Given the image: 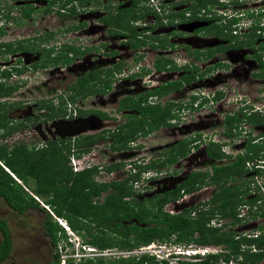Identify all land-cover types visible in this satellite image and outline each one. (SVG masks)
Here are the masks:
<instances>
[{"label": "rangeland", "instance_id": "obj_1", "mask_svg": "<svg viewBox=\"0 0 264 264\" xmlns=\"http://www.w3.org/2000/svg\"><path fill=\"white\" fill-rule=\"evenodd\" d=\"M107 1L108 0H100L98 2L100 4H104ZM119 1H113L112 8L115 9H113L114 14H117L116 10L117 6L120 4L118 3ZM174 1L175 0H168V3ZM159 2L162 3L163 0H143L141 6H143L144 10L145 7L146 9H151L150 14H145L148 16V19L146 20H152V16L149 15H153L155 12L154 8L155 6H159ZM259 2H261V0H259ZM181 3L179 4L180 6L185 5L184 3ZM2 4L3 3L0 2V5ZM77 5L79 6V4ZM124 5H126V3H124ZM4 6L5 5L3 4V6L0 7V15L6 14V10H3V8H5ZM89 8L90 6L87 8L88 10H85V15L79 14V16L75 15L73 17L60 16L56 14V11H52L49 14L43 15L45 17L42 21H40L41 30H49L54 33L53 39L50 38V44L53 45L65 41H72L75 37H78L76 41L79 43V45H87V47H90L92 52H89L90 55L85 58L87 62H89V60L92 58L91 55L95 56L96 58H100L102 56H99V54L103 55V53L100 51L110 48L117 49L119 51L118 53H120L124 58V64L121 68V74L123 75L118 76L122 79L117 82L118 85L112 90L111 94L101 97L105 99V106H101L100 104L103 100H92L93 97H88L86 100L80 103L81 105L78 103L77 108L81 107L82 109H91L99 105L105 108L108 112V109H110L114 104L113 101H116V99H119L126 94H132L130 92L131 87L126 85V75H139L140 72H142L141 66H147L144 69V72L148 71L145 73V75L148 76L142 75L138 78L136 77V80L138 81H136L137 85L135 86V92L144 91L147 89V87H155L157 86V81L159 79L169 80L173 76L171 73L160 74L155 71V69L150 68L153 58L156 57V53L150 52L147 46H145V49H143L144 54L140 55L144 56V59L137 61V53L133 54L134 52L131 53L126 48L120 47L119 38H111V36L107 34L108 39H106L105 31L102 25H100V22L97 21L99 14H103L105 11L99 10L96 7ZM139 9H141V7ZM82 10L77 9V12L80 13ZM139 12L141 16L143 12ZM127 19L128 18L123 19L124 24L126 23ZM82 20H87V24L86 26H83L81 30L74 33L68 30L69 26L72 24L77 26ZM4 23L5 18H0V26L4 25ZM263 23L264 19L261 21V24ZM36 26L37 23L33 24L32 28H35ZM132 26L133 24H131V27ZM7 27L9 30H12V33L5 31ZM2 29L5 32V35L0 38V40H9L16 36H21L23 34L26 35L27 33H25V30L29 29V26L26 28L24 23L15 22L14 25V23L11 22L7 25H4ZM169 30L170 29L164 27L160 30V32L167 33ZM205 42L207 43L208 41L205 40ZM179 50L180 49H178V51ZM98 52L100 53L98 54ZM182 54L183 51H179L177 55H175L174 52H163L161 62H164L169 58L173 61V63L180 67V65L183 63L182 59L180 58V55ZM5 58L6 57H4V59ZM35 59L36 56L25 57V63L30 65ZM10 60L11 59L9 57L6 63H3L1 60L2 63L0 65H8ZM217 60H214V62ZM103 62L105 63L103 68H112V65L108 63L109 61L105 62V60H103ZM238 65L239 64H236L235 67L231 68V70L228 72L218 71L217 74H213L212 76L205 75L202 79H198L189 86L184 85L183 88H179V90L176 91L171 97V99L175 101L174 107L171 109V111H173V113L177 116V120H175V126L172 128L162 129L160 132L155 133L157 135L151 134L147 138H143L141 135L137 136V140L139 142L135 141L133 143H128L127 149L121 150H116V148L112 149V140L108 138L109 133L107 134L108 126H110L109 124L111 123L109 120L100 121L96 116H85L78 118L75 115L76 112L70 108L67 111L62 110L61 114L59 113L60 120H56L53 123H46V128L44 126L45 124L41 125L42 123H37L35 125L28 120V118H33L32 116L35 115L37 111H39L37 109L39 105L38 100L53 99V103L55 104L56 108H58V95L60 92L65 93V90L70 85V83H72L78 73L80 74L82 71L77 73L76 70L69 71L67 69H49L42 74L28 73L26 76L11 77V79L7 80L5 83L7 85L9 84V86L17 88L15 89V96L13 94L15 99L12 98L11 100L13 101L9 102L12 104V106L17 103L20 105L17 108H14L7 105L10 103H6L4 105L5 109H7L6 115L10 120H12L11 127L17 126V124H15L17 121L25 122V124L21 125L16 132L12 133L5 139H0V145H6L9 147V149L14 148L15 146L19 147L20 145H25L27 146V150L30 153L28 154L29 158H35V152L47 148V146H44L43 144H45V140L49 139L51 136L52 139L50 140H65L64 144L57 145L59 153L58 156L56 154L53 156H47L48 159L45 163L50 164L49 170H51V173L56 171L58 172L60 165L63 163L66 164L67 168H71L72 172L75 170L73 169V164L76 170L79 171L83 169L87 170L86 168H91V166L96 165L98 168H96L93 181L99 184H108L112 181L120 182L123 180V178L127 177V175L130 176L137 174L135 178L136 182H129V184L132 183V189L134 191L133 197L131 200L128 199L129 204H127L126 207L118 206L117 209L120 213L127 212L129 214L131 212L129 208L133 207L136 212L144 214L146 220L151 221L153 216L157 214L156 207L150 206L149 202L156 201L154 196L162 195L164 192L173 189L176 185L181 184L191 172H207L208 176H210L212 173L211 169L213 167L223 165V163H218L214 160L206 158L203 151V145L209 144V142L215 143L219 142V140L225 139L223 136V130H226L223 127L224 117L228 114L236 112L238 107L243 106L239 104L240 98H245L247 105H254L255 107H259L260 109L264 110V96L259 92L260 87L252 85V87H254L251 89L249 86L254 82L250 81L249 78L247 79L246 77L248 76L238 74V72H242V67H239L240 65ZM242 84L245 86H242L240 90L239 86ZM212 94L214 96L217 94L216 97L219 98V101H212L211 99L214 98ZM207 96L209 97L210 101ZM168 98L169 96L161 97V99H158L157 101L164 102L168 100ZM192 98H195L194 102L192 101ZM3 100L5 99H0V101ZM188 106L192 107L188 109ZM56 110V113H58L59 110ZM114 116L115 115L113 114L109 115V117L112 118H114ZM116 122L117 121L113 123ZM33 126L39 127L41 133L39 130H37L36 133L33 132L31 129ZM112 128H114V126H112ZM241 130L242 131L239 132L241 136L240 138L242 140L239 141V137L237 139H233L234 142L230 141V143L224 148L228 154L233 156L231 160L227 161L228 163L234 160V156L237 153L242 152L243 148L245 147L244 142H246L247 139H255L259 136H263L262 132H264V126L254 128L253 125L247 124L246 126H243ZM103 134L104 138L101 137ZM236 135L237 132L235 133V131L232 130L230 136L235 137ZM85 136H93L98 138H93L89 141V143H86L82 141ZM199 136H201V138ZM230 136L226 138L228 141L232 139ZM199 139L204 141L198 145L197 143L192 144L193 140L196 141ZM182 140L189 142L187 144V149H189L190 155L188 154L186 157L179 158L176 164L170 168L167 166H161L162 158L158 159L155 156L163 155L166 157L164 159H167L168 157L166 156V152L169 150V147L175 144L178 145V142H181ZM139 143L141 144L142 148L144 147V149L141 148L137 150L138 148H135V145H138ZM114 146L119 145L115 144ZM209 148L211 150H215L214 147ZM145 152L152 153L148 154L147 156H153L155 161L152 160L149 165L138 172V167L142 166V163L146 162L143 156ZM141 158H143L144 161ZM257 159L264 160V153H259L257 155ZM111 161L113 163L112 165H109ZM152 163H154V165H152ZM262 164V169H264V163ZM115 165H118V168L113 169L112 167ZM0 167L4 169L8 175H10L8 172L12 173L9 169H5L6 167L2 164V162H0ZM250 167H252L251 163ZM243 170H248V173L251 172V169H249L246 164ZM142 171H149L150 175H154L155 178L147 182L143 181V183H141L143 180V177H141ZM157 171L161 174H156ZM248 177L249 175L239 178V182H237V180H229L226 186L242 185V189L247 191V199L254 196L260 197L257 205L254 203L252 207L247 206V208L251 207V209L247 211L245 209V205H242L241 207L238 206L236 209L237 213L241 214V210H243V212H246V214L243 216V221L236 225H229L231 222L230 217H224L220 213H216L209 222L210 227L220 228L222 230L221 232L233 231L236 238L253 237L258 234V231L260 230L259 227L264 224V218L259 215L260 212L264 211V176L259 178L258 188L257 185H254L252 183L253 181ZM53 178L55 180L56 177L54 176ZM85 180L88 181V179ZM207 181L208 178H205L203 185L197 183L193 190L187 193L189 194L187 196L185 193H182V191L179 192L180 196L177 199H172V197L169 196L171 200H169L164 205L162 211L163 214L165 213L171 215L172 213H178L180 210L184 211L185 209L195 207L196 209H193V211L190 212V217L192 218L191 222L197 221L199 217L198 209L200 210L201 208V206L198 207V205L209 200L211 196L218 191V187H216V185L207 184ZM17 182L22 184L20 181ZM40 182H42V180L27 179L23 188L26 192H28V194H30V196H32V198H34L38 205L52 217L54 221L56 220L57 222L59 219L68 227V223L63 218L58 217L48 204L49 200H52L54 192L50 189L44 191L41 193V195H36L35 190H37V187H39ZM239 183L241 185H239ZM108 193H110V190L106 193H102L96 202H103ZM70 197V199H72L73 195ZM65 204L66 203L62 205L65 206ZM63 211H65V209H63ZM45 212L40 211L39 209H30L24 214L20 215L8 208L4 200L0 198V219L5 220L7 223V228L10 232V238L13 247L11 257L7 261H13L15 264H62V261L54 262V248L51 245L50 238L45 235L43 226ZM193 212H195V215H192ZM64 231L66 232L67 230L64 229ZM68 231L69 232H66V236L68 238L67 244L65 240L61 239L60 237L57 244L59 260L64 258L65 264H68V262L71 264H82L86 259L96 260L97 258H104V262L108 264L113 263L114 261H122L124 259L133 257L137 258L144 253L142 251H138V248L130 251L119 249L100 250L97 247L84 243L85 241L90 240L89 237L86 236L81 238L80 234L73 232V230H71L69 227ZM94 233H96V231ZM176 236L177 235L171 236L168 238V240L157 241L154 243L156 249L154 248L153 250L155 251L152 250V253L156 254H154L155 257L152 260L153 262L150 264H156L155 262H157V259H167L166 257L168 250L192 247L193 249L199 248L204 252L207 251L204 246L199 245V243L196 241L198 236L197 233H194V235L190 237V231H187L183 235L179 236V240L178 236ZM1 239L2 234L0 232V243ZM63 246L64 248H62ZM82 246L93 249V252L89 253L88 251H83L81 249ZM211 248V252L213 253L219 252L220 249H222V247L215 246H211ZM242 248L246 249L245 246ZM202 259L204 258H201L200 260ZM200 260H192L183 256H179L178 259L175 258L170 260L169 264H190L191 262H198ZM220 264H224V261H220ZM227 264L241 263L240 259H237L231 260ZM258 264H264V262Z\"/></svg>", "mask_w": 264, "mask_h": 264}, {"label": "trees", "instance_id": "obj_2", "mask_svg": "<svg viewBox=\"0 0 264 264\" xmlns=\"http://www.w3.org/2000/svg\"><path fill=\"white\" fill-rule=\"evenodd\" d=\"M75 1L79 4L85 3L87 6L91 0H66L65 4H63H71L70 7L72 8H69L71 13H76L77 9L74 3L72 4V2ZM77 2L75 4H77ZM216 3L217 0H195L190 7L184 11L193 14V16H197V14H201V10H203V15H205V13H210L211 6ZM136 5L137 2L134 1L131 7L118 10L117 14L111 13L109 10L110 8H107L110 16L106 19V23L110 24L115 30L127 29L128 32L132 33V39H135L134 42L131 41L132 48H138L139 45L146 44L145 41L141 42L136 39V26L131 28H128L127 26L128 23L136 21L139 17L136 10H134ZM32 10L34 9H25L24 15L28 16ZM144 16L145 15L142 14L140 18ZM124 18H128V22L126 20L125 24L123 23ZM16 50H24V48L19 46ZM64 50L65 51L60 54L58 58L56 57L55 61L60 60L62 65L67 66L73 61V57L83 55L85 51H88V48L81 51L79 49H74L73 47H67ZM9 51H14L12 46H8L6 52ZM213 53L214 52H207L205 55L210 57ZM69 55H73V57ZM169 64L173 65L171 69H180L178 67L176 68V66L169 60L156 63L155 67L158 71H169L171 69L166 68ZM121 68L122 65H118L108 70L97 69L95 71H89L87 74L80 77L78 83L69 86L68 90L59 96V102L57 104L58 108H56L51 101L45 102V100H39L38 109L47 111L46 116L48 120L55 119V117L57 119L62 113V110L67 111L69 108H72L75 103L83 100L86 96L92 93L105 92L104 89L109 87L111 79L106 80L103 79L102 76L104 75V78H109V76L113 77L115 74L121 73ZM6 75L9 76L8 73H6ZM95 79L104 83V86L99 90H94L88 86L89 82ZM191 81H193V79L186 80L182 84L169 83L166 86L152 89L146 93L145 98L148 96L162 97L181 88L185 84H190ZM11 88L12 87L5 88L4 83L0 82V97L11 93ZM216 100L217 99L215 98L214 101ZM192 101L194 102L195 98H192ZM132 102L135 103L134 101ZM6 103L10 102L0 101V139H5L12 133L16 132L21 125L25 124V122L17 121L15 123L17 126L11 127L12 120L7 117V109H5L4 106ZM7 105L12 106L11 103ZM133 106L134 108H137L136 104ZM12 107L17 108L18 103L14 104ZM56 109L59 110L58 113H56ZM242 110L243 109H239L226 116L224 119L225 125L231 126L233 123H236L237 125L241 124V122H247L254 125L264 121V117L258 115L254 116L251 113L250 115H247L246 113H242ZM170 113L171 107H161L157 104L150 108L142 109V116L138 122L141 127L140 130L143 131L142 134L145 135L151 132L154 128L166 125L167 120L171 117ZM241 114L242 116L239 117ZM106 116L107 115H103L102 118L107 119ZM36 117L28 118V120L30 122H35ZM172 118L176 119L177 116L173 115ZM148 119H152L154 122L150 130H146L144 127L147 124ZM135 122L136 121L131 123V129L126 128L128 129L127 131L124 130V126H122L120 129L116 130V132H110L108 138L112 140V149H127L129 140L132 139L137 132L136 129H138V126L136 125V129L134 130ZM101 137L104 138V134ZM93 138L97 139L98 137L85 136L82 141L89 143ZM64 141L65 140H48L43 144L44 146H47V148L35 152V158H29L28 154L30 153L25 145H20L19 147L15 146L11 149L6 145H0V162L12 172L10 175H13L10 177V175L0 167V198L4 200L8 208L20 215L30 209H39L40 211L45 212L34 198H32V196H30V194H28L23 188L27 179L42 180L39 187H37V190H35L36 195H41L44 191L51 189L54 193L52 200H49L48 204L56 215L63 218L68 223V227L73 230V232L80 234L81 238L86 236L89 237L90 240L83 241L85 244L92 245L100 250L119 249L130 251L145 247L156 241L168 240L172 235H177L179 240L180 235L190 231V237H192L194 233L198 234L196 241L199 245L204 247H222L220 252L208 254L204 259L198 262H191L190 264H220V261H224V264H227L229 261L237 259H240L241 264H258L264 262V224L259 227L260 230L255 236L237 238L234 236L235 234L233 231L221 232L222 230L220 228L209 226L210 220H212V217L216 213H220L224 217H230L231 222L229 225H236L239 224V222L241 223L243 217H240L239 213H237V207H240V205H251L252 207L253 204L259 200H246L247 191L242 189L241 184V186H226V184L229 180L236 179V175L242 176V173H244L243 166L245 160H254L259 152L264 150V146L248 145V153L255 150L253 152L254 156L251 157L248 153L245 157L239 156L230 166L213 168L214 171L210 176H208L207 172H193L173 190L164 192L165 194L163 193L159 196H154L156 201L149 202L150 206L156 207L157 214L153 216L151 221H148L144 214L136 212L133 207L129 208L131 211L129 214L127 212L120 213L117 209L118 206L126 207V205L129 204L128 199L131 200L134 195L132 183L136 182L135 178L137 174L130 176L127 175V177L123 178L120 182L112 181L108 184H99L93 181L94 174L96 173V166L74 173L71 168H67L66 164L63 163L60 165L58 172L51 173V170H49L50 164L45 163L48 159L47 156H53L55 154L58 156L57 145L64 144ZM115 144L119 146H114ZM187 144L188 142L186 140L178 143L176 153L173 154V151H171L166 160L168 165H172L176 163L179 158L188 155L189 149H187ZM210 147L215 148V150H211L210 148L207 150V154L210 158H222L223 155L220 151L219 144L211 143ZM161 164L164 163L161 162ZM152 165H154V163H152ZM112 168H118V165H115ZM139 168L140 167H138V172H140ZM54 176L56 177L55 180L53 178ZM205 178H208L207 184L216 185L218 191L214 193L209 200L198 205V207L201 206V208L200 210L198 209L199 217L197 221L191 222L192 218L190 217V212L193 211V209H196L195 207L185 209L182 213L176 215L163 214L162 211L164 205L171 200L169 196H171L172 199H177L180 196L179 192L182 190L186 193L191 192L197 183L203 185ZM85 179H88V181ZM17 181L22 182V184ZM130 181H132L131 184H129ZM109 190L110 193L106 195L105 200L101 203H97L96 201L99 199V196ZM71 195H73L72 199H70ZM64 203H66L65 206L62 205ZM63 209H65V211H63ZM44 214L45 219L43 221V226L45 235L50 238L51 245L54 248V262H60L59 254L57 253L58 239L59 237L64 239L67 244V231L65 232L62 226H60L56 220L54 221L48 213L45 212ZM259 215L264 218V211L260 212ZM95 231L96 233H94ZM0 232L2 234L0 243V264H13L12 262L7 261L12 252V244L7 223L2 219H0ZM243 246H245L246 249L242 248ZM62 248H64V246ZM152 260L153 258H150L148 255H141L137 258L133 257L108 264H150L153 262ZM104 261V258H97L96 260L86 259L82 264H106ZM155 263L161 264L158 262ZM68 264L71 263L68 262Z\"/></svg>", "mask_w": 264, "mask_h": 264}, {"label": "flooded vegetation", "instance_id": "obj_3", "mask_svg": "<svg viewBox=\"0 0 264 264\" xmlns=\"http://www.w3.org/2000/svg\"><path fill=\"white\" fill-rule=\"evenodd\" d=\"M65 1L66 0H0V2L5 5L4 6L5 8H3V10H6V14L0 15V18H5L4 25H7L8 23H11V22H13L15 25V22H16V23H24L26 28L29 26V29L25 30L26 31L25 33H27L26 35L23 34L21 36H16L9 40H4V39L0 40V64L2 63L1 60L3 61V63H6L8 61V57L11 59L8 65H0V82L4 83L5 88L12 87V86H9V84L7 85L5 83L7 80L11 79V77L26 76L28 75V73L42 74L49 69H57V70L67 69L69 71L76 70L77 73L82 71L80 74L78 73V75L75 77L73 82L70 83L69 86H72L78 83L80 77L87 74L89 71H95L97 69L108 70V68H103V65L105 64L103 60H105V62L109 61L108 63L111 64L112 67H115L118 65H122L123 67L124 58L121 56L120 53H118L119 51L115 48L101 50L100 52H102L103 55H100L99 54L100 52H98V54L99 56H102V57L96 58L95 56L91 55L92 58L89 60V62H87L85 58L88 55H90L89 52H92V50L90 47H87V45H83V46L79 45V43L76 41L78 37H75L72 41H65L62 43L52 45L50 44L51 42L50 38L53 39L54 33L49 30H44V31L41 30L40 21H42L43 18L45 17L43 15L49 14L52 11H56V14L60 16H68V17L69 16L73 17L75 15L79 16V14H84L85 10H88L87 8L90 6V8L96 7L99 10L105 11L103 14L102 13L99 14L97 21L100 22V25H102L105 31L106 39H108L107 34L111 36V38L113 37L116 39L119 38L120 47L126 48L131 53L134 52L133 54L137 53V57H138L136 59L137 61H141L144 59V56H140V55L144 54L143 49H145V46H147L150 52L156 53L155 54L156 57L153 58L150 68L155 69V71H157L160 74L161 73L162 74L171 73L173 76L169 80L159 79L157 81V86L155 87L151 86L150 88L147 87V89L144 91L135 92L136 91L135 86L137 85L136 81H138L136 79L142 75L148 76V75H145V73H147L148 71L144 72V69L147 66L146 65L141 66L142 72H140L139 75L137 74L126 75L127 77L126 85L131 87L130 92L132 94H126L125 96L119 99H116V101H113L114 104L111 106L110 109H108V112H107L105 108L101 107V106H105L106 104V102L104 101L105 99L101 97L108 96L109 94L112 93V90L118 85L117 82L122 79V78H119L118 76H121L123 74L121 73L115 74L113 77L109 76V78L108 77L104 78V75H103L102 76L103 79H106V80L111 79L109 87L104 89L105 92L92 93L86 96L83 100L75 103L70 109H73L76 112L75 113L76 117L81 118L85 116H96L100 121L109 120V122H111L109 124L110 126H108V129H107V133L109 134L110 132H114V131L116 132V130L120 129V127L122 126H124V130L127 131L128 129L132 128L131 123L136 121L134 124V130L136 129V125H137L138 126L137 127L138 129H136L137 132L132 137V139H130L128 142V143H133L135 141H138L137 136L141 135L143 138H147L151 134L157 135L155 133L160 132V130L162 129L174 127L175 120H177V118L176 119L172 118V116L175 114L173 113V111H171L170 113L171 117L167 120L166 125L161 126L159 128H154L151 132L143 135L142 134L143 131L140 130L141 127L138 124L142 116L141 115L142 109L150 108L152 106H155L156 104L160 105L161 107L168 106V107H171L172 109V107H174L175 101L171 99V97L179 89L174 90L168 93L167 95L162 96V97L169 96L168 100L164 102L157 101L158 99H161V97H158V96H148L147 98H145V95L147 92L151 91L152 89L166 86L169 83L182 84L186 80H189V79L190 80L193 79V81L190 82V84H192L196 82L198 79H202L205 75L212 76L213 74H217L218 71L228 72L229 70H231V68L235 67L236 64H239L240 66L239 65L238 66L242 67L241 69L242 72H238V74H243L245 76H248L246 78L247 79L249 78L250 81L254 82L253 84L251 83L249 87L253 89L254 86H259L260 87L259 92L264 96V23L261 24V21L264 19V0H261V2H259V0H217V3L211 6L210 13H205V15H203L204 11L201 10L202 11L201 14L198 13L197 16H193V14L184 11L188 9L195 0L194 1L175 0L174 2H170L171 4L168 3V0H163L162 3L159 2V6H155L154 8L155 12L153 13V15H149V16H152V20H146L148 19V16H146L145 14L146 13L150 14L151 9H146L145 7V10H144L143 6H141V4L143 3V0H126V1L118 0L119 1L118 3L120 4L119 6H117V10H116L117 12L118 10L131 7L134 1L137 2V5H136L137 7L135 6L134 10H136L139 17L138 19H136V21H131L130 23H128L127 26L128 28L129 27L131 28V24H133L132 27L136 26V29H135V32L137 33V36H135L136 39L141 42L145 41L146 44L144 45H139L138 43L139 45L138 48H132L131 41L134 42L135 39H132L133 34L128 32L127 29H124V30L116 29L115 30L111 27L110 24L106 23V19L110 16L107 8H110L109 10L111 11V13H114L113 11L114 8H112V5H113V1L115 0H108L104 4H100L98 2L100 0H91L87 6L85 5V3L79 4L77 1L72 2V4L74 3L76 9H81V10L83 9L82 12L80 13L77 12V10H76V13H71L69 11L70 10L69 8H72L70 7L71 4L69 3L67 5H64ZM76 2L77 4H79V6L75 4ZM124 3H126V5H124ZM180 3L181 4L184 3L185 5L180 6L179 5ZM3 4L0 5V7L3 6ZM104 5H105V8H104ZM7 7H8V10H7ZM140 7L141 9H139ZM27 8L34 9L28 14V16L24 15V11ZM139 11L143 12L145 16L140 18ZM127 22H128V19H127ZM36 23H37V26L35 28H32V25ZM86 24H87V20H82L78 23L77 26L75 24H72L71 26H69L68 30L74 33L76 31L81 30V28L83 26H86ZM4 25L0 26V38H2L5 35V32L2 29ZM164 27L170 29L169 32L167 33L160 32V30L163 29ZM5 31H7L8 33H12V30H9L8 27ZM205 40L208 42L206 43ZM8 46H12V49L14 51L6 52L8 49ZM19 46L23 47L24 50L17 51L16 49ZM67 47H73L74 49H79L81 51L88 48V51H85V53L81 56L73 57V55H69L73 57V61L69 65L64 66L62 65L60 60L55 61V59L56 57L58 58L59 55L62 54L65 51L64 49H66ZM178 49H180L179 51H183V54L180 55V58L183 61L182 65L178 67L175 63H173L171 59L168 58V60L172 62V64H174L176 68L178 67L180 69L179 70L171 69L173 65L169 64L166 66V68H169L171 70L158 71L155 66H156V63H160L162 61L163 52L164 53L174 52L175 55H177L179 52ZM207 52H210V53L214 52V53L213 55L208 57V55H205V53ZM30 56H36V59L29 65L25 63V57H30ZM4 57L6 58L4 59ZM214 60H217V61L214 62ZM5 72L8 73L9 76L6 75ZM190 84H185V86H189ZM252 85L254 86L252 87ZM69 86L67 87L66 90H68ZM88 86L93 88L94 90L95 89L99 90L101 89V87L104 86V83H101L99 82V80L95 79L89 82ZM242 86H245V85L242 84L241 86H239L240 90ZM183 87L184 85L181 88ZM16 88L17 87H12L10 90L11 93L0 97V99L4 98L5 100L3 101H7V102L13 101L11 99L12 98L15 99L14 96L16 93V90H15ZM61 94H64V92H60V94L58 95V98ZM88 97L89 98L93 97L92 100H103L100 103L101 106L98 105L97 107H94L91 109H82L80 106H79L80 108H77L78 103L80 104L81 102L86 100ZM41 100H45V99H41ZM49 101L53 103L54 100L53 99L45 100V102H49ZM132 101H134L135 103H133ZM246 103L247 101L245 100V98H240L239 104L243 106L238 107L236 111H238L239 109L240 110L243 109L242 113H246L247 115H250L251 113L254 116L258 115L260 117H264V110L260 109L259 107H255L254 105H247ZM134 104L137 105L136 106L137 108H134L133 106ZM19 105L20 104L18 103V106ZM189 108L190 107L188 106V109ZM39 111H37V113L32 116V117L37 116L36 121L32 122L35 125L37 123H42L41 125L45 124L44 126L46 128L47 127L46 123L48 122L53 123L56 120H60V117H57V119L55 117V119L48 120L46 116L47 111L46 110H39ZM112 114L115 115L114 118L109 117V115H112ZM103 115H107L106 116L107 119H103L102 118ZM241 116L242 114L239 115V117ZM115 121L117 122L113 123ZM223 121H224L223 127L226 129L225 131L223 130V132L224 133L227 132L226 133L227 137L231 135L232 130L235 131V133L237 132V135L235 137L234 136L233 137L230 136V137L232 138V140L237 139L239 137L238 138L239 141L242 140L240 138L241 136H240L239 131H242L241 129L243 126L250 124L247 122H241V124L243 125L241 124L236 125V123H233L231 124V126H228V125H225V120ZM153 123L154 122L152 119H148L147 124L144 126L145 129L150 130ZM250 125H253V124H250ZM112 126H114V128H112ZM253 126L254 128L264 126V121L262 123H256ZM31 129L34 132V131L39 130L40 128L37 126H33ZM262 135H263L262 136L263 138L259 136L258 138H255V139L254 138L247 139V141L244 142L245 147L243 148L242 150L243 152L240 157H245V155L248 153V149H247L248 145L264 146V132H262ZM199 137L201 138V136ZM49 139H52L51 136ZM182 141H185V140H182ZM202 141L204 140H201V139L196 140V141L193 140L192 144L197 143L198 145L202 143ZM210 144L211 143L209 142V144L203 145V151L205 153L206 158L214 160L215 162H218V163H223L222 167L230 166L236 160V159L232 160V162L230 163L227 162L228 160H231L232 158L228 154L224 153L225 151L224 148L227 146L225 139L219 140V143H218L220 145V151L223 155L222 158L220 159H212L209 157V155L207 154V150L209 149ZM177 147L178 145L176 144L169 147V150L168 149H167L168 151L166 150L167 151L166 156L168 157L171 151H173V154H175ZM135 148H138L137 150H139L142 148V146L139 143L138 145H135ZM142 149H144V147ZM254 151L249 152L248 155L251 157L254 156V153H253ZM259 153H264V150L260 151ZM148 154H152V153L145 152L143 156H144V159L146 160V163L149 164L152 162V160H154V157L153 156L148 157L147 156ZM155 157L158 159L162 158L161 162L164 164H161V166H167L170 168L176 164L174 163L172 165H168L166 161L167 159H164L166 157L163 155L161 156L156 155ZM141 159L144 161L143 158ZM254 160H258L260 165H263L262 163H264L263 159H257V157H255ZM112 163L113 162L111 161L109 165H112ZM217 167H221V165ZM213 168L211 169V172L214 171ZM243 172L244 173H242V176L236 175L235 176L236 179H234V181L237 180V182H239L240 181L239 178H243L244 176L249 175L248 178L253 181L252 183H255L254 182L255 176H259V178L264 176V169L255 170V171L251 170L250 173H248V170L247 171L243 170ZM156 174H161V173L157 171ZM231 181L233 180L231 179ZM192 215H195V212H193ZM12 250H13V247H12ZM11 254L9 258L11 257ZM54 254L55 252H53V256ZM10 262L15 264L13 261H10Z\"/></svg>", "mask_w": 264, "mask_h": 264}, {"label": "clouds", "instance_id": "obj_4", "mask_svg": "<svg viewBox=\"0 0 264 264\" xmlns=\"http://www.w3.org/2000/svg\"><path fill=\"white\" fill-rule=\"evenodd\" d=\"M235 16V15H234ZM216 95L217 94H215V96L213 95V97L214 98H212L211 100L212 101H214V99L216 98L217 100L216 101H214V102H217V101H219V98H217L216 97ZM209 99V98H208ZM209 101H210V99H209ZM35 133H36V131H34ZM223 136H224V138H225V140H226V145H228L229 143H230V141H233L232 139L231 140H227L226 139V137H227V135H226V133H224L223 132ZM48 140H50V139H47V140H45V142H47ZM228 141V142H227ZM210 143H214V142H210ZM219 142H215L214 144H218ZM243 152V151H242ZM242 152H240V153H237L235 156H234V160L236 159L237 160V158L239 157V156H241L242 155ZM224 153L225 154H228V153H226L225 151H224ZM229 156H231V158L233 157L231 154H228ZM251 163L253 166H258V165H260V163L258 162V160H247L245 163H244V166L243 167H245V164L246 163ZM138 165H141V164H138ZM147 165H149L148 163H142V166H139L140 168H139V171L140 170H142V169H144ZM96 166V165H95ZM93 166H91V168H92ZM97 168H98V166H96ZM102 168H103V166H102ZM5 169H7V168H5ZM87 169V168H86ZM260 170V169H258V168H254L253 170ZM84 170V169H83ZM83 170H81V171H83ZM81 171H79V172H81ZM9 174H10V172H8ZM74 173H78V172H74ZM12 175V174H11ZM147 175V176H146ZM13 176V175H12ZM141 177H143L142 179V182L143 181H147V180H150V179H153V178H155V176L153 175H150V172L148 171V172H145V171H142L141 172ZM141 182V183H142ZM254 185H255V183H253ZM257 188H258V186H257ZM182 193H185V195L187 196V195H189V194H187L186 192H182ZM185 195H184V197H185ZM248 199H260V197L258 198V196H257V198L255 197V198H253V197H251V198H248ZM242 206V205H241ZM240 206V207H241ZM246 206V205H245ZM247 206H251V205H247ZM248 210H250V207H249V209ZM242 211V210H241ZM182 211L180 210L178 213H181ZM178 213H172L171 215H176V214H178ZM59 220V219H58ZM57 220V222L59 223V222H62L61 220H59L58 221ZM64 224V223H63ZM63 224H60L59 223V225H61L65 230H67L66 228H65V226L63 225ZM67 232H69V231H67ZM172 236H175V235H172ZM157 242V241H156ZM154 243L155 242H153V243H151L150 245H147V246H145V247H142V248H145L144 249V251H142V252H144L142 255H148L150 258H154L155 257V255L154 254H156V253H152L153 251H155V250H153L154 248L156 249V246L154 245ZM81 249L83 250V251H88L89 253H91V252H93V249H90V248H85L84 246H82L81 247ZM205 249L207 250L206 252H204L203 250H201V249H199V248H195V249H193L192 247H190V248H183V249H173V250H168L167 251V259H157V262L158 263H161V264H164V263H166V264H169V261L170 260H173V259H178L179 258V256H183V257H185V258H187V259H192V260H200L201 258H204L206 255H208V254H215V253H217V252H215V253H213V252H211V247H205ZM138 251H141L142 249L141 248H139V249H137ZM153 250V251H152ZM220 252V251H219ZM147 253V254H146ZM148 253H152V254H148ZM61 261V260H60ZM65 264V263H64Z\"/></svg>", "mask_w": 264, "mask_h": 264}, {"label": "built area", "instance_id": "obj_5", "mask_svg": "<svg viewBox=\"0 0 264 264\" xmlns=\"http://www.w3.org/2000/svg\"><path fill=\"white\" fill-rule=\"evenodd\" d=\"M212 96H213V94H212ZM207 98H209L208 96H207ZM246 166L249 168V169H251L252 171H255V170H253L254 168H258V169H262V165H258V166H253L252 165V167H250V163H246ZM73 169H75L74 170V172H78L79 170H76V168H75V166H74V164H73ZM254 182H255V184L259 187V176H255V178H254ZM257 198V196H254L253 198ZM35 199H37V198H35ZM260 200V199H259ZM259 200H257L255 203H256V205H257V202L259 201ZM255 207V206H254ZM245 209H246V211L249 209V208H247V205L245 206ZM242 213L241 214H239V216L240 217H243L245 214H246V212H243V210L241 211ZM54 217V216H53ZM59 221V220H58ZM60 224H63V222H59ZM64 226H65V224H63ZM65 228L67 229V231H68V227L67 226H65ZM142 250L141 251H144V249L145 248H141ZM62 264H64L65 263V259L64 258H62Z\"/></svg>", "mask_w": 264, "mask_h": 264}]
</instances>
